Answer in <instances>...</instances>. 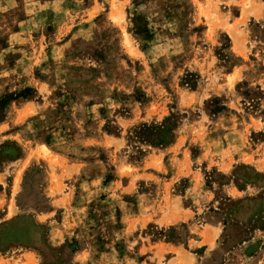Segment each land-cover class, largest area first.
Returning <instances> with one entry per match:
<instances>
[{
    "label": "rangeland",
    "instance_id": "374dc122",
    "mask_svg": "<svg viewBox=\"0 0 264 264\" xmlns=\"http://www.w3.org/2000/svg\"><path fill=\"white\" fill-rule=\"evenodd\" d=\"M5 97L0 264H264V0H0Z\"/></svg>",
    "mask_w": 264,
    "mask_h": 264
},
{
    "label": "trees",
    "instance_id": "16d2710c",
    "mask_svg": "<svg viewBox=\"0 0 264 264\" xmlns=\"http://www.w3.org/2000/svg\"><path fill=\"white\" fill-rule=\"evenodd\" d=\"M8 99H9V97H5V98H3L2 101H0V103L5 102V101H7ZM10 99H11V98H10Z\"/></svg>",
    "mask_w": 264,
    "mask_h": 264
}]
</instances>
